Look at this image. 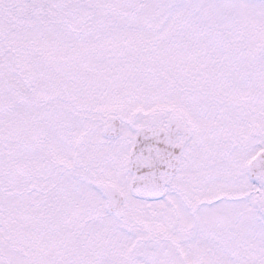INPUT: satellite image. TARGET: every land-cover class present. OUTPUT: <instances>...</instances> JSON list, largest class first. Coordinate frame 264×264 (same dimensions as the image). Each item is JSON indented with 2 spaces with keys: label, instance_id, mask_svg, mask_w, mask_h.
Segmentation results:
<instances>
[{
  "label": "snow or ice",
  "instance_id": "snow-or-ice-1",
  "mask_svg": "<svg viewBox=\"0 0 264 264\" xmlns=\"http://www.w3.org/2000/svg\"><path fill=\"white\" fill-rule=\"evenodd\" d=\"M0 264H264V0H0Z\"/></svg>",
  "mask_w": 264,
  "mask_h": 264
}]
</instances>
